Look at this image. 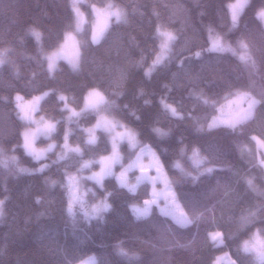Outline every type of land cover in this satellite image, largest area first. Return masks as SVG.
Returning <instances> with one entry per match:
<instances>
[{
    "label": "trees",
    "instance_id": "1",
    "mask_svg": "<svg viewBox=\"0 0 264 264\" xmlns=\"http://www.w3.org/2000/svg\"><path fill=\"white\" fill-rule=\"evenodd\" d=\"M230 1L82 0L87 20L77 31L79 66L73 69L58 58L50 73L45 53L75 29L70 0H0V264H75L89 254L95 256L93 264H213L220 253L253 264L238 246L253 233L264 237L258 232L264 228V151L250 139H264V103L235 129L220 125L209 131L207 124L221 103L239 90L264 100V24L255 15L264 0H248L235 28L226 7ZM109 4L119 8L121 19L112 16L94 45L91 6ZM158 27L177 39L163 61L146 72L159 50ZM209 28L236 49L235 54L208 51ZM34 30L40 33L39 42ZM241 39L248 45L247 62L239 59L244 52ZM90 88L101 91L103 103L69 121L57 96L64 94L70 107L80 109ZM45 92L49 95L37 110L59 123L52 133L56 146L37 160L23 148L25 123L14 97L30 99ZM161 100L183 118L173 117ZM99 114L131 128L142 144L156 151L169 179L177 182L173 188L193 223L181 227L156 205L137 219L130 205L149 197L148 181L130 193L113 175L103 177L102 188L85 179L82 173L98 164L81 165L110 151L103 125L96 129L97 142L85 143L88 136L82 129L94 124ZM198 127L203 131L197 132ZM153 128L168 135L158 137ZM66 129L71 131L69 144L79 145L82 155H65ZM181 147L187 150L184 157ZM193 147L217 169L196 184L171 167L180 159L189 169ZM42 166V172L36 171ZM72 174L79 176L85 194L83 206H75L70 216L67 177ZM105 193H111L110 210L85 216L86 207L103 200ZM242 217H248L243 226ZM216 231L223 243L209 238Z\"/></svg>",
    "mask_w": 264,
    "mask_h": 264
},
{
    "label": "snow or ice",
    "instance_id": "2",
    "mask_svg": "<svg viewBox=\"0 0 264 264\" xmlns=\"http://www.w3.org/2000/svg\"><path fill=\"white\" fill-rule=\"evenodd\" d=\"M248 3V0H236L235 3H227L226 7L230 14V20H231V27L235 28L237 26L238 17L240 13L245 8L246 4ZM109 9L107 15L108 16H114L117 21L121 19L122 12L115 8L114 5L109 4L107 6ZM72 10L76 13L77 17H79L81 14L79 12V8L77 6V0H72ZM95 11V8L93 9ZM256 18L260 20L262 23H264V8H260L256 12ZM107 28V25H105V29ZM77 30L79 31V23L77 24ZM210 34V40L211 45L208 48V51L210 52H233L235 54L236 49L232 48L231 45L222 43L221 35L218 33H215V30L213 28L208 29ZM104 29L101 30L100 33L93 32L92 35V44L98 45L100 43L101 37L103 36ZM157 36L163 37L162 43H161V51L157 55L156 59L153 61V67L155 65L161 63L168 51H170V45L175 42L177 39L176 35H174L171 32L161 31V29L158 27L157 30ZM32 35L36 37L37 40L40 39V33L39 32H32ZM239 47L244 50V52L240 55L239 59L243 62H247L251 60V57L247 54L248 45L244 42L243 39L239 40ZM79 55V52L77 51V56ZM196 56L199 57L200 53L197 52ZM57 56H51L48 57V70L51 73L55 68V60L57 59ZM2 63V61H0ZM77 64L73 63V68H76ZM151 69H149V72ZM148 75V73H146ZM49 93L45 92L42 96L36 97L34 100V103L32 105L31 111L35 112L37 110V105L41 99L48 96ZM89 96H94L98 98V101H103L104 97L103 95L93 90L89 94ZM21 97L17 96V100L19 101ZM57 100L61 102L62 107L61 111H67L69 113L67 119L69 121L72 120L73 117H79L86 109L89 107H95V103H89L88 97H85V107L84 109H81L80 112H77L74 108L70 107L67 100L68 98L61 94L57 96ZM204 102L207 104L209 101L207 99L204 100ZM145 103H148L145 101ZM161 103L166 111H169L173 117L182 119L183 117L180 115V113L177 111L176 108L172 107L171 105L165 103L163 100H161ZM231 103V101L229 102ZM264 103V100H257L255 98H250L248 108L246 110H243L242 114L238 116L236 119L231 120H223L218 117H213L212 121L208 123V130L211 131L213 129L218 128L221 124H224L225 126L235 129L237 124L241 123L243 120H246L251 117L254 108L258 104ZM18 108H20V119L24 121H28L31 124L36 125V127L31 132H25L23 133L24 143L23 148L26 151V154L33 155L37 160L41 159L44 155L43 152H36L33 147V141L36 139L39 135H45L49 136L51 133H54L57 128V124L59 121L56 122H50L46 120L44 117H41L39 121L35 120L28 111H26L21 105H17ZM223 108V106H222ZM221 108V111H222ZM138 118V117H137ZM120 128L125 129L124 131L115 132V135L111 138V155L109 156H101L99 161H85L81 168H88L90 167L91 163H99L101 165V170L99 173H93L90 176L85 177L87 180L94 181L97 185H99L101 188L102 185V179L105 175H111V165L114 163H121V156L118 151V141H122L124 139H127L129 141V144L132 148H136L139 146V141L136 139V135L128 131L124 124L118 125ZM102 127L100 121L98 120L97 123L92 128H86L82 129L85 133H87L88 138L86 139L85 143L94 145L97 142V137L94 133V130L96 128ZM105 131L114 132L117 125L116 124H105L103 125ZM152 131L158 136V137H164L168 135L167 133L163 132L160 128H153ZM197 132L203 131L202 127H198L196 129ZM71 134V131L69 129L65 130L64 133V143L62 147L65 149V155H67L68 152H73L79 155H82V149L79 145L73 147L69 144V136ZM252 141H255L256 144L264 148V139H260L257 136L253 135L250 138ZM56 145L50 144L48 149L46 151H51ZM179 153L181 157H184L187 155L186 147H181L179 149ZM200 149L198 147H193L191 150V155H189L187 158L192 162L193 168L196 169V174H193L191 171H187L183 164L181 163L180 159H176L172 162L171 167L175 170H177L183 179L185 180H191L193 184H196L200 181L201 177L205 175H212L217 169L214 166L211 167H203V165L207 161V157L201 156ZM148 154L150 156V163L147 166H144L140 163V159L143 155ZM64 157L61 156L60 159H63ZM260 163L264 165V160H261ZM44 167L37 169L36 171L42 172L44 170ZM139 168L140 175L136 178L137 184H139L142 181H148L152 185V192L150 194V199L144 200V207L140 208L136 205H131V210L133 214L136 216L137 219L141 217H146L149 212L151 205L155 204L157 208H159L161 214L163 215H171L173 220L181 227H187L191 223H193V220L189 218V215L184 211V209L181 207V203L179 200L178 193L174 190L173 185L177 183L174 180H170L168 178V175L165 171V165L163 161L161 160L160 156L156 153L153 148L147 144H144L142 147H140V152L136 155V159L130 162L126 167L122 165V171L120 174L116 177L117 182L120 187L127 188L130 193L136 192V185H129L125 181V176L128 171H131L133 168ZM149 168H155L156 175L151 176L148 175V169ZM23 171V169H21ZM68 187L70 192L73 190L77 178L75 176H68ZM161 181L164 184V188L162 190L156 189V182ZM247 184L249 186L252 185L251 179L247 180ZM111 195V193H105V196L103 200L92 207V216L95 217L101 212H107L110 210L111 205L108 203V197ZM163 197L165 200V207H160L158 200ZM76 197L73 195L72 199L69 202L67 212L71 216L73 214V207L72 203L73 200H75ZM2 203V202H0ZM171 205V207H169ZM179 212V215H176V212ZM89 213L85 212V216H88ZM202 215V213L200 214ZM200 215H197L195 218L199 219ZM255 212H250L249 216H255ZM242 224L248 222V217H242ZM258 232H264V228L258 229ZM209 238L215 242V243H223L222 240V234L219 231H216L214 233H209ZM121 254H123V250H120ZM238 252H242L245 254H249L252 257L253 264H264V240L259 239V236L257 233H253L251 240H244L241 245L238 246ZM232 264H240L239 259L232 260Z\"/></svg>",
    "mask_w": 264,
    "mask_h": 264
},
{
    "label": "rangeland",
    "instance_id": "3",
    "mask_svg": "<svg viewBox=\"0 0 264 264\" xmlns=\"http://www.w3.org/2000/svg\"><path fill=\"white\" fill-rule=\"evenodd\" d=\"M81 1L82 0H77V6L79 8V12H80L81 15L79 17H77L76 13L73 11L74 18H75V29L66 31L64 36H63V39L59 43V45L57 47H55L54 49H52V50H50V51L45 53V57L47 59V65H48V57L57 56L58 58L64 59L72 68H73V63H76L77 64L76 68H78V66H79V55L77 56V51L79 52V42H78V37H77V31H78L77 30V24L79 23V30H80L82 28L83 24L85 23V21L87 20L84 11L81 10ZM230 2L231 3H235L236 0H233V1H230ZM70 3H71V8H72V0H70ZM107 6H105V7H99L97 5H92L91 6V9H92L93 14H94V19H93L94 32H96V33H100L102 29L105 30V25H108L109 21L111 20L112 16H108L107 15V13L109 11ZM94 8H95V11L93 10ZM115 8H118V7L115 6ZM34 31L38 32L36 30H34ZM161 31H163V30H161ZM209 39H210V35H209ZM39 40H38V42H39ZM159 40H160V44H158L159 50L156 52V55H155L153 61L156 59L157 55L161 51L160 46H161L163 37H159ZM210 45H211V40H210ZM57 59L55 60V66L57 64ZM153 61L148 67H146V72H149V69L152 70L154 68L153 67ZM76 68H73V69H76ZM93 90H96V91L101 93V91H99L96 88H90L89 90L86 91L85 97L86 96L88 97L89 103L90 104L91 103H95V105H96L95 107H89L86 110H97V109H99L100 105L103 103V101H98V98L88 95ZM42 95H43V93L38 94V95H36V96H34V97L30 98V99H27V98L23 97L20 94H16L15 97H14L16 107H17L18 104L21 105L37 121H39L41 117H44L46 120H48L50 122H54L52 119H50V118L46 117L45 115H43L42 113L38 112V110H36L35 112L31 111V108H32V105L34 103L35 98L36 97H40ZM17 96L21 97V99L19 101L17 100ZM85 97H84V102H83L82 107L80 109H75L77 112H80L81 109H84V107H85ZM250 98H255V97H253L247 91L239 90V91L235 92L231 97L227 98L226 100H224L221 103V105L218 107L217 113L213 117H218V118L223 119V120L236 119L238 116H240L242 114L243 110H246L248 108V104H249ZM163 101L165 103H167L165 100H163ZM230 101H231V103H229ZM167 104H169V103H167ZM38 105H39V103H38ZM38 105H37V109H38ZM169 105H171V104H169ZM171 106L173 107V105H171ZM222 106H223V108H222ZM221 108H222V111H221ZM17 110H18V113H20V108L17 107ZM212 118L209 120V122L212 121ZM98 120L100 121L101 125H104L106 123L109 124V125L110 124H116L117 125V127H116L114 132H110L109 133V131H108L110 143H111V138L115 135V132H120V131H124L125 130V129L120 128L118 126L120 123H117L116 121L111 120L110 118H108V117H106L104 115L99 114L98 117H97V121ZM97 121L94 124L88 126L87 128H92L97 123ZM24 123H25V126H24L25 127L24 128L25 132H31L36 127V125L31 124L28 121H24ZM221 125H224V124H221ZM96 129L94 130L95 134H96ZM126 129L128 131H130L131 133L136 135L135 131H133L131 128L126 127ZM40 139H41V141H40ZM136 139H137V141H139L137 135H136ZM23 143H24V138H23L22 145H23ZM53 143H54V140L52 138V133L49 136L39 135L33 141L32 147H33V149L36 152H43L44 155H45L47 153L46 150L48 149L49 145L53 144ZM123 143H125V145H126L125 149H123V147H122ZM143 145L144 144H142L139 141V146L136 147V148H132L130 146V144H129V141L127 139H124L122 141H118V151H119L120 156H121V163H114V164L111 165V172H112L111 175H113L116 178L120 174V172L122 171V165L124 167H126L130 162L135 160L136 159V155L140 152V147H142ZM257 147L260 148L261 151H264V148H261L258 145H257ZM199 154L201 156H203L201 153H199ZM109 155H111V144H110V151L105 156H109ZM99 159L100 158H98L97 160H94V161H99ZM0 160L2 161L1 156H0ZM140 163L143 164L144 166H147L150 163V156L148 154L143 155L141 157V159H140ZM181 163L184 166V163L182 161H181ZM97 164H98L97 168L90 169V172H87L88 174L87 173H82V174H84L87 177V176L92 175L93 173H99L100 170H101V165L99 163H97ZM188 164H190L189 169H188L187 166L186 167L184 166V168L187 171H191V172H193V174H196V169L193 168L192 162L189 159H188ZM211 166H214V165L209 164L207 162L203 165V167H211ZM147 174L151 175V176H155L156 175L155 168H149ZM139 175H140L139 168L138 167L137 168H133L131 171L127 172V174H126L124 179H125L126 183L129 184V185H137V179L136 178ZM69 176H75L77 178V182H76L73 190L71 192L69 190V202L72 199L73 195H75L76 199L73 200L72 207L73 208L75 206L81 207V206H83L85 191L80 186V178L76 174H72V175H69ZM83 180L84 179H82V181ZM67 183H68V181H67ZM150 187H151L150 188V194H151L152 185ZM163 188H164V184L161 181H157L156 182V189L159 191V190H162ZM150 194H149V197L146 198V199H150L151 198ZM101 201L102 200H98V202H95L92 205H90L89 207H86V212H88L89 215H92V207L94 205L99 204ZM0 202H2V203H0V217H1L2 216L3 199H0ZM158 203H159L161 208L165 207V203L166 202H165L163 197H161L158 200ZM132 205H136L137 207L143 208L144 207V201H143L142 204L134 203ZM153 205H155V204H153ZM151 207H152V205H151ZM169 207H171V205H169ZM157 209L159 210V208H157ZM159 212H160V210H159ZM84 214H85V212H84ZM176 215H179L178 211L176 212ZM168 216H170L172 218L171 215H168ZM189 218H190V216H189ZM252 235L247 240H251ZM257 235L259 236V239L264 240V237L260 236L258 233H257ZM242 243H243V241H242ZM94 261H95V256L93 254H89V255L85 256L83 259H81L80 261L76 262L75 264H93ZM213 264H232V259L230 258V256L227 253H220V254H218L216 256Z\"/></svg>",
    "mask_w": 264,
    "mask_h": 264
}]
</instances>
